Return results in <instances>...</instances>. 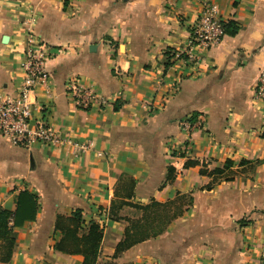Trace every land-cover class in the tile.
Wrapping results in <instances>:
<instances>
[{"label":"crops","instance_id":"0c3cea01","mask_svg":"<svg viewBox=\"0 0 264 264\" xmlns=\"http://www.w3.org/2000/svg\"><path fill=\"white\" fill-rule=\"evenodd\" d=\"M206 2L234 32L197 64L172 57L166 66L168 50L184 52ZM30 36L51 54V94L31 95L32 120L65 142L21 148L0 136V207L14 211L22 190L38 200L0 264H82L55 249L56 217L76 209L102 227L95 264H264V131L253 98L264 0H0V97L16 95ZM72 76L105 106L77 108L64 86ZM185 117L201 125L180 156ZM73 144L85 149L74 154ZM226 161L221 175L208 174ZM152 201L181 205L182 214L116 254L129 221L143 215L131 205Z\"/></svg>","mask_w":264,"mask_h":264},{"label":"built area","instance_id":"2783aa9c","mask_svg":"<svg viewBox=\"0 0 264 264\" xmlns=\"http://www.w3.org/2000/svg\"><path fill=\"white\" fill-rule=\"evenodd\" d=\"M224 22L220 18L217 5L211 2L203 3L197 21L186 40V48L181 54L175 53L173 58L183 63L197 64L203 54L211 47L218 45L224 37ZM50 49L33 36L28 39V45L23 52L21 65V82L13 97H0V136L12 145L29 148L39 143L44 146L58 147L64 140L54 134L43 121L32 120L31 95L41 89L50 95V76L46 69V62L50 57ZM65 90L79 109L101 108L106 99L91 87L82 85L81 79L72 76L67 78ZM253 98L262 106V130L264 131V64L253 89ZM180 130L186 136V141L179 147L181 153L187 152L189 135L194 128L201 125L190 117L181 119L178 123ZM73 153L77 154L85 149L84 146L73 144Z\"/></svg>","mask_w":264,"mask_h":264},{"label":"trees","instance_id":"16d2710c","mask_svg":"<svg viewBox=\"0 0 264 264\" xmlns=\"http://www.w3.org/2000/svg\"><path fill=\"white\" fill-rule=\"evenodd\" d=\"M223 27L226 34L229 25L224 23ZM234 30L228 32L232 33ZM164 57V64L167 66L171 63L173 53L168 50ZM190 120L193 121L194 117H190ZM262 136H264V133ZM180 156H184V154L181 153ZM187 164L196 163L188 162ZM231 166L232 162L226 161L222 169H214L208 174L221 175L224 169H229ZM172 171V169H169L167 180L171 177ZM229 174L231 173L225 175V180L231 179V176H228ZM14 199V211H8L0 207V263H7L12 256L14 246V239L11 235L12 230L22 226L25 222L34 221L38 210L37 197L28 190L19 191ZM170 205L173 207L171 215V209L168 208L171 207ZM131 206L141 209L143 215L140 219L129 221L124 238L116 247V254L134 244L158 235L172 218H176L182 214L181 205L173 206L171 202L160 204L152 201L150 204L141 207L139 205ZM112 211L111 208L110 216ZM55 229L62 233L61 239L55 245L56 250L67 254H80L83 258L82 264L96 263L102 239V227L98 223L89 221L87 224H84L81 210L76 209L70 216H57Z\"/></svg>","mask_w":264,"mask_h":264},{"label":"water","instance_id":"95a60500","mask_svg":"<svg viewBox=\"0 0 264 264\" xmlns=\"http://www.w3.org/2000/svg\"><path fill=\"white\" fill-rule=\"evenodd\" d=\"M94 46H92V48H93Z\"/></svg>","mask_w":264,"mask_h":264}]
</instances>
